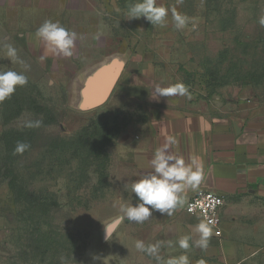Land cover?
I'll return each instance as SVG.
<instances>
[{
  "label": "rangeland",
  "instance_id": "obj_1",
  "mask_svg": "<svg viewBox=\"0 0 264 264\" xmlns=\"http://www.w3.org/2000/svg\"><path fill=\"white\" fill-rule=\"evenodd\" d=\"M41 1L44 0H15L14 9L0 4V72L15 71L27 77L25 85L16 86L8 98L0 101V264H163L162 260L150 259L153 254L138 251L129 243V229L123 224L127 219L105 236L107 226L116 217L114 199L120 193L113 174L129 160L127 130L142 119L141 111L124 103L121 97L110 98L101 110L78 109L76 89L106 58L91 60L82 51L67 58L49 59L32 51L24 36L28 28L13 23H22L26 17L45 21L47 13L35 8L23 10L30 4L37 7ZM64 1L47 0L57 8ZM91 2L89 8L98 10L97 19L105 22L106 32L116 31L125 41L122 47L127 55L120 57L128 59L127 67H145V73L154 77L160 87L183 83L186 99L234 112L264 103V25L259 22L264 17V0H156L158 6L168 9L164 26H153L144 18L128 20L122 4L129 6L135 0ZM173 12L186 17L183 27H176ZM90 15L88 20L93 17ZM5 43L16 49L23 63L7 56ZM37 121L38 127L28 126ZM88 125L92 129L116 127L119 131L106 149V178L99 184L98 174L90 170L88 182L79 187L70 181L76 163H67L69 155H65L60 165L56 160L60 153L54 152L56 148L50 144L55 145L58 137L72 138ZM12 129L35 130L28 152L15 163L3 138ZM12 167L27 184L16 182L20 192L29 189L59 196L62 205L52 211L51 220L74 242L72 250L61 248L58 254L51 250L46 260L29 261L27 226L22 225L24 231L16 230L19 205L10 188ZM96 188L102 196L93 199ZM69 192L82 195L89 205L76 207L67 203ZM106 198L109 201L104 203Z\"/></svg>",
  "mask_w": 264,
  "mask_h": 264
},
{
  "label": "crops",
  "instance_id": "obj_2",
  "mask_svg": "<svg viewBox=\"0 0 264 264\" xmlns=\"http://www.w3.org/2000/svg\"><path fill=\"white\" fill-rule=\"evenodd\" d=\"M14 2L0 0L1 6L9 9L17 7ZM90 3L91 0H65L61 8H57L44 0L37 7H30V4L23 10L35 8L47 13L46 20L76 32L73 55L83 51L91 60L114 54L126 56L122 47L125 41L116 31L106 32L105 22L98 21L99 12L90 9ZM91 13L93 17L88 20ZM45 21L26 17L22 23L16 20L13 24L28 28L24 36L32 51L49 59L67 58L49 52L36 36V30ZM128 62L127 59L109 99L121 97L124 103L141 111L142 119L128 127L129 160L113 174L120 189L114 199L116 217L112 220L117 224L113 231L124 221L118 219V205L136 203L131 192L132 181L152 171L150 161L155 151L171 136L176 143L169 150L182 156L186 163L197 158L202 163L203 179L196 189L189 188L181 194L183 203L173 209L171 215L154 211L143 222L124 221L129 229V243L135 245L139 240L146 247L159 244L157 252L149 258L162 260L163 264L181 256L187 257L188 264H263L264 103L247 105L234 112L181 95L159 97L155 93L158 85L155 78L146 74L143 66L127 67ZM105 107L106 103L97 110ZM200 189L213 191L225 199L220 212L222 234L216 236L211 229L206 247L196 243L200 240L196 226L203 222L202 219L185 211L190 194ZM108 201L104 199V203ZM185 236L189 237L187 249L179 244Z\"/></svg>",
  "mask_w": 264,
  "mask_h": 264
},
{
  "label": "clouds",
  "instance_id": "obj_3",
  "mask_svg": "<svg viewBox=\"0 0 264 264\" xmlns=\"http://www.w3.org/2000/svg\"><path fill=\"white\" fill-rule=\"evenodd\" d=\"M125 15L128 20L144 18L153 26H164L168 9L164 6H158L156 0H135L128 6ZM173 19L177 28L183 27L186 22V17L176 12H173ZM259 22L264 25V17ZM36 36L44 42L47 50L53 54L64 57H71L74 54L77 33L65 29L58 22L46 20L36 30ZM4 47L7 56L13 62L23 63V61L18 60L14 47L7 43L4 44ZM26 83L27 77L21 73L15 71L0 72V101L8 98L15 91L16 86H23ZM155 93L159 97L183 96L187 94V88L183 83L169 87L157 85ZM39 124L40 122L37 121L35 124L29 123L28 126L38 127ZM175 143V138L169 136L165 144L155 151L150 161L152 171L140 179L132 181L131 192L135 196L136 203L119 204V220L127 219L129 222L140 223L152 216L154 211L161 215H171L172 210L183 203L181 194L186 189H196L199 186L203 179L202 163L197 158H192L186 163L182 156L169 150L170 146ZM27 147L28 145L19 143L15 150L23 152ZM196 231L200 233V240L196 242L197 245L206 247L211 235V228L207 223L201 222L196 226ZM188 241L189 237H183L179 241L180 247L187 249L189 247ZM135 247L149 254H155L159 244L146 247L142 241L138 240ZM168 264H188V259L186 256H181L179 259H170Z\"/></svg>",
  "mask_w": 264,
  "mask_h": 264
},
{
  "label": "trees",
  "instance_id": "obj_4",
  "mask_svg": "<svg viewBox=\"0 0 264 264\" xmlns=\"http://www.w3.org/2000/svg\"><path fill=\"white\" fill-rule=\"evenodd\" d=\"M122 7L124 9L128 8V6L124 4H122ZM28 101L31 104L32 99L30 98ZM53 118H51V120H54ZM101 128L102 127L92 129L91 125H88L83 127L76 136L72 138L58 137V142H56L55 145L50 144L51 148H56L54 152L60 153V155L56 157L60 165L64 163L62 157L65 155H69L65 159L67 163H76L75 173L71 174L72 178L70 179L76 186L81 187L88 182L90 170L98 174L99 184H101L102 180L107 176L106 169L109 163V155L106 149L109 143L116 138V134L119 130L115 129L116 127ZM114 130H116V132L112 135ZM34 136L35 130L20 131L12 129L8 134L7 132L4 134L3 138L8 142V152L13 163L21 157L22 153L24 154L29 150V147H27L23 152H17L15 150L17 145L23 143L29 146ZM9 176L11 178L10 188L13 191L14 202L19 205L16 223L18 227H16V230L19 232L24 231L22 225L27 226V228H25V235L30 242L28 245L30 250L27 253L29 261L33 262L38 258L40 261L46 260L47 253L51 250L57 254L61 251V248L72 250L74 248V242H72L66 234L56 229L51 220L52 211L62 205L59 196L51 192H31L29 189V191L20 192V190L17 189L18 185L16 182L20 181L27 185L24 181V177L19 176L13 167L10 168ZM97 192L98 189L96 188L95 193L92 195L93 199L102 196ZM67 198V203L76 207L89 205V202L87 200L85 201L82 195L74 192H69ZM51 261L50 259V262Z\"/></svg>",
  "mask_w": 264,
  "mask_h": 264
},
{
  "label": "water",
  "instance_id": "obj_5",
  "mask_svg": "<svg viewBox=\"0 0 264 264\" xmlns=\"http://www.w3.org/2000/svg\"><path fill=\"white\" fill-rule=\"evenodd\" d=\"M125 64L126 59L118 54L111 55L98 64L80 83L78 90L76 89L78 109L89 111L104 105L113 92ZM116 224L117 221H113L107 226L106 237L112 233Z\"/></svg>",
  "mask_w": 264,
  "mask_h": 264
},
{
  "label": "built area",
  "instance_id": "obj_6",
  "mask_svg": "<svg viewBox=\"0 0 264 264\" xmlns=\"http://www.w3.org/2000/svg\"><path fill=\"white\" fill-rule=\"evenodd\" d=\"M225 204L222 195L208 190L192 192L186 202L185 211L193 216H198L203 222L213 229L216 236H221V209Z\"/></svg>",
  "mask_w": 264,
  "mask_h": 264
}]
</instances>
